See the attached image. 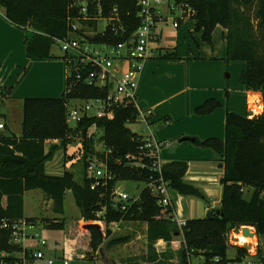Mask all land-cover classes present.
I'll list each match as a JSON object with an SVG mask.
<instances>
[{
  "label": "trees",
  "instance_id": "obj_1",
  "mask_svg": "<svg viewBox=\"0 0 264 264\" xmlns=\"http://www.w3.org/2000/svg\"><path fill=\"white\" fill-rule=\"evenodd\" d=\"M175 1L193 10L196 31L202 32V41L212 48L216 27L220 25L226 30V61L245 62L246 69L240 75L242 86L260 92L264 97V0ZM83 3L89 7L91 17H96V11L100 9L101 18L109 19L117 9L120 19L118 23L109 24L103 32H98L99 20L82 21L86 26L82 33L93 31L87 36L92 44L118 46L128 42L141 25L138 0H0V9L13 25L29 29L25 40L27 57L44 60L54 57L51 53L54 38L64 39L69 35L70 20L80 17ZM114 26L117 27L115 30ZM177 57L172 53L165 54L163 59ZM108 94V89L89 86L71 76L67 79V91L60 98L24 99L21 137L8 129L5 133L0 130V264H21L23 259L33 264L32 250L13 245L11 231L3 224L24 219V195L38 189L53 202L54 214L64 215L68 191L72 192L80 210L81 219L72 223L69 237L64 240V259H73L79 253L81 259H97L105 241L112 236L110 225L113 222L147 224L150 254L146 261L149 264H173L171 261L175 258L180 259V264H186L188 254L192 253L207 258L224 257L229 249L227 237L232 230L244 226L254 227L257 235L264 237V113L253 119L229 113L225 145L217 141L202 143L215 146L222 158L221 207L211 210L205 218L188 220L180 230L167 218L173 212L172 208L158 206L156 196L148 188L154 173L150 169L132 167L125 160L128 155L138 157L143 152L144 137L128 127L137 121L139 112L135 107L117 108L113 120L86 118L75 127L67 123L70 101L105 98ZM215 107L217 105H204L199 113H209ZM94 124L103 131L98 140L87 136ZM76 139H80L83 146L82 182H77L75 174L70 171L61 176L47 174L46 163L58 150H66ZM47 141H60V145L52 146L46 152ZM98 142L103 144V152L96 150ZM95 157L106 162L108 171L115 178L92 189L93 181L87 177L86 169ZM118 160L123 163L118 164ZM187 169L185 162H175L164 166L163 174L173 191L204 200L200 189L184 181ZM119 181L146 184L139 198L128 205L127 211L115 208L113 194ZM242 187L248 193L252 192L250 200L245 198L247 192H241ZM102 211L105 215L100 218L98 214ZM26 220L43 222L49 230L66 229L65 219L59 217ZM180 231L183 244L177 253L168 247L164 252L156 251L157 241L164 240L169 246ZM237 249L238 256L247 254L242 248Z\"/></svg>",
  "mask_w": 264,
  "mask_h": 264
},
{
  "label": "crops",
  "instance_id": "obj_2",
  "mask_svg": "<svg viewBox=\"0 0 264 264\" xmlns=\"http://www.w3.org/2000/svg\"><path fill=\"white\" fill-rule=\"evenodd\" d=\"M179 16L180 14L177 15L176 12L170 14L164 22L158 25L159 50L154 58L142 63L138 74V105L142 111L152 112L151 131H146L140 136L146 137L152 134L156 142L163 144L158 155L163 167L175 162L187 164L188 169L184 181L200 189L204 193V200L212 203V206L208 207V215L211 210L218 209L221 203L223 195L221 179L224 175V167L216 147L202 145V143L217 141L225 145L228 114L246 117L248 116L247 102L255 97L264 100V97L262 93L246 90L242 86L240 75L246 69L245 62L228 63L226 61L227 32L222 26L218 25L214 30L212 48L202 41V32L196 31V22L191 15L184 19ZM169 21L171 24H168ZM23 30L13 25L6 18L4 10L0 9V67L1 59L8 58L11 62L12 75L19 73L18 80L12 85L8 84L10 80L5 81L0 76V99L2 101L8 99V101L17 103L20 101L22 109L26 98L62 97L67 91L68 79V67L64 53L59 55L51 50L54 57L44 60L27 57L25 47L27 33ZM172 53L177 54V59H163L165 54ZM18 68L21 70L26 68L25 73L22 75ZM37 78H43V83L38 84ZM204 105L205 107L217 105V107L209 113L201 114L199 109ZM3 124L6 130H11L9 123ZM16 136L21 137L22 133ZM48 144L51 145V149L52 146L60 145V141H47L46 152L50 150H47ZM70 148L71 145L66 150L60 149L56 153L63 151L69 157L75 153L77 157L67 163H61V158L50 165L46 163L47 174L61 176L64 172L70 171L75 174L76 178L73 167L81 161L82 156H79L83 154V146L80 149L74 147L73 151ZM60 166L63 167V171L59 173ZM36 197L39 198V200L36 199L37 203H35ZM35 205L42 211L43 206L46 205L49 213H52L50 219L64 218L63 215L54 214L53 202L46 199L44 193L38 189L28 191L24 195V219H42L36 215H28L27 211ZM173 207L176 218L187 221L198 219L188 216L182 209H179L176 199L173 200ZM185 214L188 217H184ZM78 218L81 219V213ZM50 232L54 231L50 230ZM60 237L63 240L62 232ZM178 243L182 246L183 236ZM170 245L176 250L179 248L175 240ZM27 249L32 250L29 246ZM166 249L159 251L156 249V251L161 253ZM108 259L111 261L109 257ZM65 261L68 259H64Z\"/></svg>",
  "mask_w": 264,
  "mask_h": 264
},
{
  "label": "built area",
  "instance_id": "obj_3",
  "mask_svg": "<svg viewBox=\"0 0 264 264\" xmlns=\"http://www.w3.org/2000/svg\"><path fill=\"white\" fill-rule=\"evenodd\" d=\"M141 25L133 34L132 38L118 46L96 45L88 41L87 36L92 33L83 32L86 26L82 21L102 20V10L97 9L96 17H91L89 7L86 3L80 8V17L70 20V32L64 39L54 38L55 44L60 45L61 51L65 54V61L68 67V78L74 77L76 81L84 82L89 86L108 89V96L105 98H97L90 100H75L73 102H81L83 105H75L67 115V123L71 127H75L79 122L86 118H99L113 120L115 118V110L120 107H135L138 112L137 121L144 125V132L151 131L152 112L142 111L138 105L137 89L138 74L143 62L154 58L159 50L160 34L158 33V25L164 22L168 15L175 14L179 10L181 19L194 15V12L186 4H177L175 0H138ZM105 19V18H104ZM108 24L118 23L120 21L117 9L113 10V15L109 19ZM99 28V27H98ZM114 30L117 28L113 27ZM106 29V28H105ZM103 32V31H102ZM248 118L253 119L264 113V100L255 97L247 102ZM93 110L95 112H93ZM71 123L73 125H71ZM5 125L0 123V130L5 129ZM99 129L94 124L88 130L89 138H96ZM144 143L141 147L143 151L140 156H126L127 164L141 169H150L154 174L150 177L148 188L158 201L161 208H172L173 212L167 215V218L175 222L180 229L187 225V220L176 218L173 200L172 188L170 182L167 181L163 174V166L159 162V151L163 144L153 139L152 134L144 137ZM104 147V146H103ZM105 150V148H104ZM109 152L110 150H106ZM82 156V153L79 157ZM149 161L147 162L146 159ZM151 162V163H150ZM118 164H122L123 160H118ZM87 177L91 179L92 189H96L101 184H107L114 180L115 176L108 171L105 161L93 158L89 161L86 169ZM103 181V183L101 182ZM247 189L242 187L241 192ZM115 208L121 211H127L128 205L134 200H130L129 196L118 190L114 191ZM105 215V211L98 214L100 218ZM120 222H113L110 228L119 226ZM4 228L11 231V242L15 246H21L27 249V246L36 241L37 249L31 252L33 259H44L45 254L43 248L47 246L45 239L41 238L38 232L39 224L26 219L19 220L14 223L4 222ZM240 228L239 232H242ZM253 228L252 243H237L235 240V229L229 236L230 241L236 248L237 253L234 258L228 255L213 256L207 258L203 254H188L186 264H264V248H261L256 229ZM261 238V237H260ZM167 242L157 241L155 248L157 251L166 249ZM248 247V249H247ZM242 248L247 252L245 256H238V249ZM28 250V249H27ZM21 264H31L26 259ZM47 264H55L53 260H48ZM63 264H69L65 261Z\"/></svg>",
  "mask_w": 264,
  "mask_h": 264
},
{
  "label": "rangeland",
  "instance_id": "obj_4",
  "mask_svg": "<svg viewBox=\"0 0 264 264\" xmlns=\"http://www.w3.org/2000/svg\"><path fill=\"white\" fill-rule=\"evenodd\" d=\"M176 14L179 15V10L176 11ZM174 17V16H172ZM193 18V15L191 16ZM108 21L105 19L100 20L98 26V32H102L107 27ZM168 24H171L169 21ZM19 28V27H18ZM24 29V28H23ZM24 32L28 33L29 29H24ZM93 32V31H92ZM91 30L88 33H92ZM53 53L62 55L63 52L60 49V45L54 44L52 48ZM1 72L0 76L2 79H5V81H8V84H11L18 80L19 73H15L12 75V68H11V62L8 58L1 59ZM20 73H25L26 68H18ZM3 71V72H2ZM43 78H37L36 82L38 84L43 83ZM7 90V89H6ZM9 93V92H8ZM1 98V96H0ZM36 98H50V97H36ZM75 105H83L81 102H70L68 105V111H70ZM93 112H95L93 110ZM9 123L10 126V132L16 135H21L22 133V122H23V109H22V102L19 101V103L15 101H2L0 99V123ZM71 125H73L71 123ZM128 127L135 133L144 134V125L142 123H139V121L130 123ZM2 133L6 132V128L2 129ZM103 135V131L99 130L96 136V140H98ZM50 144L47 145V150L50 149ZM82 146L81 141L79 139L75 140L71 144L70 150L73 151L74 147H80ZM96 149L98 151H104L103 144L97 143ZM62 150V149H61ZM77 156L66 154V152L63 153V151H59L55 154V157L48 161L47 164L50 165L53 162H58L61 158V163H67L76 158ZM46 164V165H47ZM73 167L74 171L76 172V181L81 183L82 182V173L83 172V162L80 161L77 164H74ZM76 168V169H75ZM63 171V167H59L58 172L60 173ZM146 187L145 182L142 181H119L117 183V188L119 191L126 193L129 196L130 200L137 199L141 192ZM247 192V191H246ZM252 193H246L245 198L250 200ZM172 198L173 200L176 199L177 206L179 209H182L188 216L190 215L193 218H204L207 215L208 207L212 206V203H208L207 201L198 198V197H186L182 195H177L175 192H172ZM39 200V198H35ZM34 208H31L27 211L28 215H36V217H40L42 219L45 218H51V214L49 213V209L46 205H44V209H40V207H37L36 205L33 206ZM221 207V203L218 205V209ZM42 212V213H41ZM185 214L184 217H188ZM56 215V214H55ZM80 216V210L75 204L74 196L71 192H67L66 194V201H65V213L63 215V219L66 221V229L65 230H51L54 232H50L49 229H46L43 222L39 224L38 232L41 234V238L45 239L47 242V246L44 247L42 250L45 253L44 259H34L33 264H47L49 259H52L55 264H63L64 258H63V246H64V240L65 238L69 237V232L72 227V223L76 220H78ZM61 218V217H59ZM38 220V218H37ZM41 220V219H39ZM249 227V226H244ZM246 229V228H245ZM112 236L105 241L104 247H106V253L108 257L111 259L112 264H149L146 260L149 256V248H148V238H147V231L148 226L146 223L142 222H122L119 224V226L112 228ZM63 234V240L60 237V234ZM182 234L181 231L176 233L174 235L173 240H175V244H179L178 250L168 246V250H172L173 252L177 253L180 249V243L179 240L181 238L180 235ZM230 235V234H229ZM233 236L227 237V244L229 246L227 255L229 258H234L236 256L237 250L234 248L233 243L230 241V238ZM259 243L261 244V248H264V237H258ZM251 243H248L246 245H249ZM176 246V245H174ZM29 247L35 251L37 247L36 241L33 242V244H30ZM159 253V252H158ZM80 253L74 256L73 259H68L69 264H111L110 261L108 263H105L103 257L100 255L95 260H84L81 259ZM173 264H180V259L175 258L171 261Z\"/></svg>",
  "mask_w": 264,
  "mask_h": 264
},
{
  "label": "bare ground",
  "instance_id": "obj_5",
  "mask_svg": "<svg viewBox=\"0 0 264 264\" xmlns=\"http://www.w3.org/2000/svg\"><path fill=\"white\" fill-rule=\"evenodd\" d=\"M247 230V235H244L243 232L235 233V240L237 243H252V236L250 234L253 233L252 227H244Z\"/></svg>",
  "mask_w": 264,
  "mask_h": 264
},
{
  "label": "water",
  "instance_id": "obj_6",
  "mask_svg": "<svg viewBox=\"0 0 264 264\" xmlns=\"http://www.w3.org/2000/svg\"><path fill=\"white\" fill-rule=\"evenodd\" d=\"M239 231H240L239 229H235V233H239ZM242 232H243L244 235H247V230H245V228L242 229ZM250 236H252V234H250ZM105 249H106V247H103V248L100 250V254H101V256L103 257L105 263H108V261H110V260L108 259V255H107ZM247 249H248V247H247ZM110 262H111V261H110Z\"/></svg>",
  "mask_w": 264,
  "mask_h": 264
}]
</instances>
